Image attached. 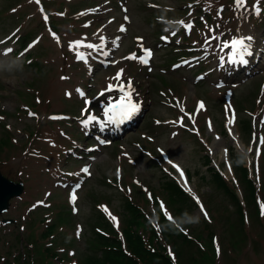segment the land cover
<instances>
[{"label": "rangeland", "instance_id": "rangeland-1", "mask_svg": "<svg viewBox=\"0 0 264 264\" xmlns=\"http://www.w3.org/2000/svg\"><path fill=\"white\" fill-rule=\"evenodd\" d=\"M31 1L0 0V171L24 184L23 195L12 199L0 215V264H84L98 254L97 229L119 234L126 226L125 198L157 226L152 207L156 198L164 214L194 239L189 247L177 239L172 248L168 245L176 264H193V259L209 264L198 252L211 255L209 234L216 238L215 259L208 257L212 264H264V0H245L240 8L234 0H107L115 37L106 50L125 75L154 78L134 80L132 98L143 102L137 124L111 134L95 128L110 99L103 91L104 78L117 68L96 66L90 71L77 58L82 49L70 46L91 39L98 43L93 25L104 21L105 0H37L42 15ZM170 8L175 11L166 13ZM189 8L192 15L185 14ZM165 16H190L200 25L190 30L160 27L158 21L176 22ZM240 23L260 42L239 69L231 65L216 71L221 89L208 81L214 79L212 65L177 71L182 62L196 57L191 52L201 46L203 30L227 40L239 35ZM47 32L61 41L62 49ZM140 36L153 49L167 40L177 46V54L166 44L155 53V64L127 59L133 54L142 57ZM211 50L221 53L222 47L217 43ZM211 62L208 58L207 64ZM201 78L208 85L199 84ZM88 97L87 113L98 119L79 126ZM82 145L77 154L84 158H73L76 146ZM230 148L245 155L254 190L258 189L254 203L241 202L242 221L204 159L208 156L211 165L241 189L235 166L243 162L232 165ZM88 154L94 160L81 180L80 169L91 162ZM173 165L187 178L194 198L180 203L169 199L164 188L167 174L178 175ZM69 188L76 191L75 205ZM3 219L13 223L2 224ZM134 230L146 247L151 234L158 238V232L143 222ZM163 230L173 236L165 228L163 235Z\"/></svg>", "mask_w": 264, "mask_h": 264}, {"label": "trees", "instance_id": "trees-1", "mask_svg": "<svg viewBox=\"0 0 264 264\" xmlns=\"http://www.w3.org/2000/svg\"><path fill=\"white\" fill-rule=\"evenodd\" d=\"M231 154L234 160L239 159L235 155H233V153ZM245 175L246 173L242 174L244 189L246 190L248 188L246 193L244 194V197L246 199L245 202L247 201L249 204L250 201H252L251 203H254L255 187L250 180L246 179ZM214 180L218 183L219 186H217L221 190H223L225 194H228V196H230L235 206L236 213L239 219L242 221V208L238 202L237 197L234 194V191L231 190L224 182H221V179L219 177H215V175ZM245 185L247 187H245ZM164 189L167 192L169 199L174 203H180L183 200H187L184 194L174 183H168L167 187ZM128 209L132 210L133 216L127 220L126 227L123 229L122 234L127 251L133 257L127 256L123 253V251L121 250V243L115 237H105L103 235L96 234V237H94V241L97 246L98 254H96V256L94 257L90 255L84 264H174L166 254L165 248L162 245H153L152 240H150L149 246L146 247L145 245H143L141 238L134 230V227L140 225L141 219H143L142 222L146 224V228L151 229V227L147 224L141 214H137L136 210H133L132 206H128ZM158 215L161 227L167 229V231L173 235L170 236L166 231L163 230L165 239H168L166 242L170 243L172 246L177 242L183 244L184 247L193 245L194 240L188 239L173 224L165 221L159 213ZM209 237H211V234H209ZM175 239H177L178 241L175 242ZM208 247H211V245ZM198 252L200 254V259H205L207 260V263L212 264V261L208 257H211V259L214 261L213 250H208V252L211 253V255L208 254V256L205 252ZM189 261L190 260H188V263ZM193 264H200V260L193 259Z\"/></svg>", "mask_w": 264, "mask_h": 264}, {"label": "snow or ice", "instance_id": "snow-or-ice-1", "mask_svg": "<svg viewBox=\"0 0 264 264\" xmlns=\"http://www.w3.org/2000/svg\"><path fill=\"white\" fill-rule=\"evenodd\" d=\"M234 2H235V5L237 8H240L245 4V0H234ZM257 12H259V9H257ZM45 19H47V18L45 17ZM180 23L184 24L183 21H181ZM184 27L186 29L190 30L192 25L190 23L184 24ZM121 31H124V29L121 28ZM210 39L215 40V39H218V37L213 36ZM252 39H253V37H251V36L233 37L230 41L222 42V44L220 46L222 48L230 49V56H229L230 62L246 64L247 60L245 59V57L250 56L252 54L250 51V49H251V43L250 42L252 41ZM101 40H103V37H101ZM209 42L210 41H206V43H209ZM70 46H74V47L78 48V47L82 46V42L76 41V42H73V45H70ZM86 47L89 49H97L99 46L93 45V44H87ZM151 55H152L151 51L148 49H145L144 50V56L137 57L135 54H133L132 56L127 57V59H139L144 64H147L149 62V59L151 58ZM77 58L78 59H84V56L82 54L78 53ZM123 74H124V70L121 69L117 73L116 79L120 80V78L123 76ZM107 90L108 91L113 90V85L110 84ZM77 91H79V90H77ZM119 91L122 93L120 100L116 104H112L104 110V115L106 117L107 122H111V123L122 122V121L127 120L130 117H132L139 110V106L136 103H134L133 99H132V82H131V80H129L126 85L123 82H121L119 85ZM80 94L83 95L82 92ZM101 95H103V93H101ZM203 107H204V105L201 104L200 108H203ZM95 119H96V117L89 116L83 123L85 124V126H87L90 122H92ZM230 123H231V121H230ZM262 142H264V140H262ZM84 171H87V169H85ZM72 199L75 200L76 197L73 195ZM166 215H167V213H166ZM112 219L115 220L116 218L113 216ZM169 219H171L170 216H169Z\"/></svg>", "mask_w": 264, "mask_h": 264}, {"label": "water", "instance_id": "water-1", "mask_svg": "<svg viewBox=\"0 0 264 264\" xmlns=\"http://www.w3.org/2000/svg\"><path fill=\"white\" fill-rule=\"evenodd\" d=\"M21 191V184L8 182L0 175V214L7 210L8 200L13 196H18Z\"/></svg>", "mask_w": 264, "mask_h": 264}, {"label": "bare ground", "instance_id": "bare-ground-1", "mask_svg": "<svg viewBox=\"0 0 264 264\" xmlns=\"http://www.w3.org/2000/svg\"><path fill=\"white\" fill-rule=\"evenodd\" d=\"M241 36H251V37H253L252 33H249V32H243V33L241 34ZM226 41H230V40L227 39ZM81 42L84 43V41H81ZM259 42H260L259 39L256 41V39H254V37H253L252 41L250 42V43H251V49H250L251 52L253 51V48L256 46V44L259 43ZM229 56H230V49L227 48V54H226L225 57H229ZM236 146H237V144H236ZM178 180H179V182L183 185V187H184L187 191H189L190 193L192 192V190L189 188L187 182L184 181L183 178H181V179L178 178ZM193 193H194V191H193Z\"/></svg>", "mask_w": 264, "mask_h": 264}]
</instances>
